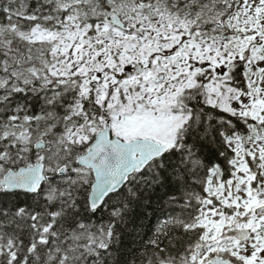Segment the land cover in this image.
Segmentation results:
<instances>
[{
    "label": "snow or ice",
    "instance_id": "snow-or-ice-1",
    "mask_svg": "<svg viewBox=\"0 0 264 264\" xmlns=\"http://www.w3.org/2000/svg\"><path fill=\"white\" fill-rule=\"evenodd\" d=\"M0 264H264V0H0Z\"/></svg>",
    "mask_w": 264,
    "mask_h": 264
}]
</instances>
